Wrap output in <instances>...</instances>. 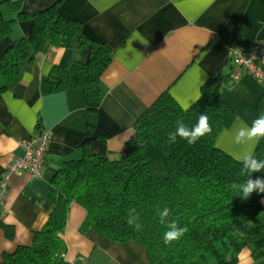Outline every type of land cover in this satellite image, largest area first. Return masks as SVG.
Here are the masks:
<instances>
[{
  "label": "crops",
  "instance_id": "crops-1",
  "mask_svg": "<svg viewBox=\"0 0 264 264\" xmlns=\"http://www.w3.org/2000/svg\"><path fill=\"white\" fill-rule=\"evenodd\" d=\"M19 1L27 12L57 4L61 14L82 24L87 36L108 44L113 58L102 73V101L91 133L83 89L54 92L48 81L54 66L86 61L87 47L49 46L28 64L18 84L0 93V175L24 155V140L42 129L52 136L42 177L28 172L12 176L0 207V220L7 226L0 225V261L19 245H30L34 232L48 220L53 210L48 186L57 170L67 160L80 158L86 147L98 155L120 157L133 138L136 120L161 95L170 93L188 107L210 78L221 76L224 100L236 117L251 125L259 116L264 82L245 75L231 83L228 77L233 43L247 46L253 39H264V0ZM0 9L6 17L18 15L9 2ZM31 27L30 20L16 21L10 37L0 40V55ZM235 122L220 132L217 145L233 157L254 153L258 142H234ZM262 204L250 222L254 226L264 224V193ZM86 216V208L72 202L63 233L71 264H151L137 241L120 243L92 229L82 232ZM240 258L242 264H256L249 247Z\"/></svg>",
  "mask_w": 264,
  "mask_h": 264
},
{
  "label": "trees",
  "instance_id": "trees-1",
  "mask_svg": "<svg viewBox=\"0 0 264 264\" xmlns=\"http://www.w3.org/2000/svg\"><path fill=\"white\" fill-rule=\"evenodd\" d=\"M6 2L18 15L6 18L0 9V40L10 37L16 21L30 20L32 27L0 55V93L21 81L29 56L30 64L51 45L87 47L86 61L54 66L48 81L54 92L83 89L91 133L102 101L101 77L113 58L112 48L87 36L82 24L61 14L57 4L27 12L19 0H0V6ZM216 77L202 86L200 97L188 107H182L170 93L161 95L136 120L133 137L137 141L128 140L120 157L98 155L86 147L80 158L67 160L48 186L53 203L48 220L34 232L30 245L5 253L0 264H71L65 257L68 247L63 233L72 202L87 210L82 232L92 229L120 243L137 241L146 248L151 264H242L240 256L246 247L258 260L264 254V224H249L263 209V193L253 192L244 200L230 188L245 177L239 175L241 164L217 145L220 132L232 125L236 113L224 100L222 77ZM257 112L264 114V94ZM201 113L209 118L210 134L194 144L180 137L169 142L177 121L191 127ZM254 154L264 159V139ZM256 176L264 172L253 173ZM165 207L170 210L166 220L188 229L171 244L163 241L166 226L158 214ZM131 209L142 224L139 231L127 223ZM0 225L7 227L1 220Z\"/></svg>",
  "mask_w": 264,
  "mask_h": 264
},
{
  "label": "clouds",
  "instance_id": "clouds-1",
  "mask_svg": "<svg viewBox=\"0 0 264 264\" xmlns=\"http://www.w3.org/2000/svg\"><path fill=\"white\" fill-rule=\"evenodd\" d=\"M184 110L186 111L187 108ZM211 132L212 128L208 116L205 113H201L197 122L191 127L185 125L183 121H177L175 130L169 133V142H175L177 137H180L189 144H194L201 137ZM233 139L236 144L259 142L261 139H264V114L254 119L251 125L237 116L236 122L233 125ZM234 158L241 164L239 175L245 177V179L240 183L233 182L230 188L244 200L248 199L253 192L264 193V176L253 178V173L264 172V159H258L251 152L242 156L237 155ZM158 214L160 223L166 226V231L163 235L165 244L178 241L188 231L187 227H181L175 221L166 220L170 214V210L167 207ZM127 223L134 230H141L142 224L139 222V216L135 212V209L130 210Z\"/></svg>",
  "mask_w": 264,
  "mask_h": 264
},
{
  "label": "built area",
  "instance_id": "built-area-1",
  "mask_svg": "<svg viewBox=\"0 0 264 264\" xmlns=\"http://www.w3.org/2000/svg\"><path fill=\"white\" fill-rule=\"evenodd\" d=\"M231 50L230 78L232 82L238 81L245 75L264 82V39H253L247 46L234 42ZM51 137L49 130L42 129L22 142L24 155L15 158L0 175V207L4 205V198L14 174L28 172L33 177H42L45 154Z\"/></svg>",
  "mask_w": 264,
  "mask_h": 264
},
{
  "label": "water",
  "instance_id": "water-1",
  "mask_svg": "<svg viewBox=\"0 0 264 264\" xmlns=\"http://www.w3.org/2000/svg\"><path fill=\"white\" fill-rule=\"evenodd\" d=\"M31 58H32V56H29V57L27 58V60L25 61V64L23 65V68H22V73H24V71L26 70V68H27V66H28V64H29V62H30V60H31ZM219 86H220V81L217 80V87H219ZM132 140H133V141H137V138H136V137H133Z\"/></svg>",
  "mask_w": 264,
  "mask_h": 264
},
{
  "label": "rangeland",
  "instance_id": "rangeland-1",
  "mask_svg": "<svg viewBox=\"0 0 264 264\" xmlns=\"http://www.w3.org/2000/svg\"><path fill=\"white\" fill-rule=\"evenodd\" d=\"M6 17V16H5ZM6 18H10V17H6ZM254 223V222H253ZM253 223H250L251 226H254ZM256 264H264V254L255 262Z\"/></svg>",
  "mask_w": 264,
  "mask_h": 264
}]
</instances>
